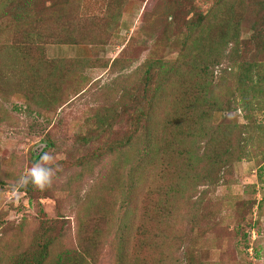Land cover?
<instances>
[{"label":"rangeland","instance_id":"374dc122","mask_svg":"<svg viewBox=\"0 0 264 264\" xmlns=\"http://www.w3.org/2000/svg\"><path fill=\"white\" fill-rule=\"evenodd\" d=\"M68 1L0 12V264H264V0Z\"/></svg>","mask_w":264,"mask_h":264},{"label":"trees","instance_id":"16d2710c","mask_svg":"<svg viewBox=\"0 0 264 264\" xmlns=\"http://www.w3.org/2000/svg\"><path fill=\"white\" fill-rule=\"evenodd\" d=\"M36 1L37 0H22L21 5L13 9L12 11L13 15H15V17L17 18L27 17V19H29V23L31 22L30 24L31 29L37 32L47 30L46 28H48L51 25H55L59 27L69 26V20L66 17V9H67V5L69 2L68 0H48V2L51 1V3L47 9H43L45 11L36 9L34 10L35 11L34 13H31L30 11L34 9ZM5 3H6V0H0V12L5 8ZM33 14H34V17H33ZM198 23L201 24V19L199 21L197 20L196 24ZM192 25H195L194 21ZM226 29L228 28L226 27ZM27 50H29L28 52L30 56V52H31L30 48H28ZM39 51H40V55H39V58L36 64L43 65V63H45V65L49 67V70L47 71L55 70V67L51 68L50 64L46 61V59H44V57L41 56V49ZM59 69L64 70L65 72V69H62V68H59ZM51 76L53 75L51 74ZM145 80L148 81V76L145 77ZM155 87H156L155 88V91H156L158 86H155ZM147 114H145L144 116L145 118H147V120H149L148 118L150 117H147ZM43 151L44 149L39 154H36L34 162H37V159L41 156V153ZM24 188L27 191H30L33 187L27 186ZM88 239H89V242L91 243L90 237ZM88 239L87 241L84 242L82 238L81 240L82 243H80V248L84 252L90 251ZM54 244H56L55 239H53L52 237L48 235L42 236L40 238V241L37 243V247H36L37 249H35V251L31 253L32 254V256L30 257L31 263L32 264H44L47 261V259L51 256L50 252L51 250L53 251L52 247H54ZM52 256L56 258L57 264H65L72 257L70 250L63 251L62 253L61 252L57 254L55 253V255L53 254ZM22 263L25 264V260H22Z\"/></svg>","mask_w":264,"mask_h":264},{"label":"clouds","instance_id":"9594fccd","mask_svg":"<svg viewBox=\"0 0 264 264\" xmlns=\"http://www.w3.org/2000/svg\"><path fill=\"white\" fill-rule=\"evenodd\" d=\"M55 157L50 153H42L40 159L31 165L17 180V186L27 187L31 185L33 188L43 191L54 182Z\"/></svg>","mask_w":264,"mask_h":264}]
</instances>
